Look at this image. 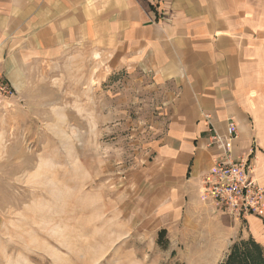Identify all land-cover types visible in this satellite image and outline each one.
Segmentation results:
<instances>
[{"label":"crops","instance_id":"obj_1","mask_svg":"<svg viewBox=\"0 0 264 264\" xmlns=\"http://www.w3.org/2000/svg\"><path fill=\"white\" fill-rule=\"evenodd\" d=\"M82 46L164 91L157 136L128 173L129 200L144 223L176 234V262H217L196 248L228 250L232 232L202 196L203 177L229 161L264 187V0H0V77L9 84L26 64ZM245 221L264 255V215Z\"/></svg>","mask_w":264,"mask_h":264},{"label":"rangeland","instance_id":"obj_2","mask_svg":"<svg viewBox=\"0 0 264 264\" xmlns=\"http://www.w3.org/2000/svg\"><path fill=\"white\" fill-rule=\"evenodd\" d=\"M0 79V264H183L176 234L158 243L129 200L164 91L85 46ZM220 212L230 248L251 240L246 218ZM229 249L197 247L218 261L195 264H226Z\"/></svg>","mask_w":264,"mask_h":264},{"label":"built area","instance_id":"obj_3","mask_svg":"<svg viewBox=\"0 0 264 264\" xmlns=\"http://www.w3.org/2000/svg\"><path fill=\"white\" fill-rule=\"evenodd\" d=\"M9 88L0 79V99L7 95ZM234 124L229 123L227 135L234 133ZM214 142L226 150L224 139L214 138ZM204 188L202 196L231 216L246 218L248 216L262 217L264 207V187L259 186L251 175V169L246 164H236L222 161L203 177Z\"/></svg>","mask_w":264,"mask_h":264},{"label":"trees","instance_id":"obj_4","mask_svg":"<svg viewBox=\"0 0 264 264\" xmlns=\"http://www.w3.org/2000/svg\"><path fill=\"white\" fill-rule=\"evenodd\" d=\"M157 237L159 243L166 237V231H158ZM226 264H264L262 248L252 240L234 244L230 248Z\"/></svg>","mask_w":264,"mask_h":264}]
</instances>
